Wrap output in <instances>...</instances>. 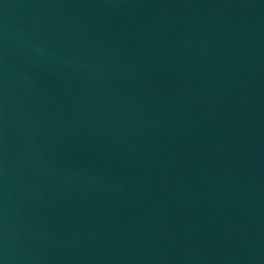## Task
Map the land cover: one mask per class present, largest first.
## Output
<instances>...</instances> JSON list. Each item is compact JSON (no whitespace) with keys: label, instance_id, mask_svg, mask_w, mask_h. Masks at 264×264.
<instances>
[{"label":"water","instance_id":"95a60500","mask_svg":"<svg viewBox=\"0 0 264 264\" xmlns=\"http://www.w3.org/2000/svg\"><path fill=\"white\" fill-rule=\"evenodd\" d=\"M0 264H264V0H0Z\"/></svg>","mask_w":264,"mask_h":264}]
</instances>
